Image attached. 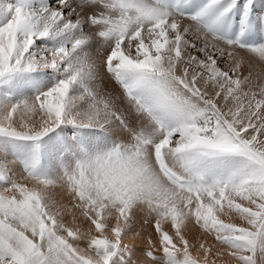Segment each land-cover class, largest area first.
I'll list each match as a JSON object with an SVG mask.
<instances>
[{
  "label": "snow or ice",
  "instance_id": "obj_1",
  "mask_svg": "<svg viewBox=\"0 0 264 264\" xmlns=\"http://www.w3.org/2000/svg\"><path fill=\"white\" fill-rule=\"evenodd\" d=\"M218 261L264 264V0H0V264Z\"/></svg>",
  "mask_w": 264,
  "mask_h": 264
},
{
  "label": "rangeland",
  "instance_id": "obj_2",
  "mask_svg": "<svg viewBox=\"0 0 264 264\" xmlns=\"http://www.w3.org/2000/svg\"><path fill=\"white\" fill-rule=\"evenodd\" d=\"M244 74L247 75V69H246V68H245V70H244ZM111 88H112V90H116V86H115L114 84L111 85ZM85 227H86V225H85ZM149 232L152 233V238L155 240V239H156V236H155V233H154L153 229L151 228V226H148V227L145 229V231H144V235L146 236ZM196 234H198V230H195L194 233H193V235H191V236L189 237V239H190V240H194ZM128 239H129V237H128ZM208 239H209V241L211 242V237H209ZM139 242H140V243H139ZM125 243H126V242H125ZM132 243H133V242H132ZM135 246H136L137 250L140 251V250H142L146 245H145V243H144L143 240L137 239V240L135 241ZM193 255H196V253L193 252ZM218 264H222V262H219V261H218Z\"/></svg>",
  "mask_w": 264,
  "mask_h": 264
},
{
  "label": "bare ground",
  "instance_id": "obj_3",
  "mask_svg": "<svg viewBox=\"0 0 264 264\" xmlns=\"http://www.w3.org/2000/svg\"><path fill=\"white\" fill-rule=\"evenodd\" d=\"M125 242L126 243H132L133 241H132V237H129V239L127 238L126 240H125ZM140 243V242H139Z\"/></svg>",
  "mask_w": 264,
  "mask_h": 264
}]
</instances>
